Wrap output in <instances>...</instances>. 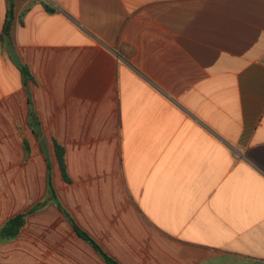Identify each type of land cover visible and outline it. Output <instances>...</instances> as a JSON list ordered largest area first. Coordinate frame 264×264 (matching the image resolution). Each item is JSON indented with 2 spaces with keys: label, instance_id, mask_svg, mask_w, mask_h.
<instances>
[{
  "label": "crops",
  "instance_id": "1",
  "mask_svg": "<svg viewBox=\"0 0 264 264\" xmlns=\"http://www.w3.org/2000/svg\"><path fill=\"white\" fill-rule=\"evenodd\" d=\"M14 10L9 46L0 0V264H264V0Z\"/></svg>",
  "mask_w": 264,
  "mask_h": 264
},
{
  "label": "trees",
  "instance_id": "2",
  "mask_svg": "<svg viewBox=\"0 0 264 264\" xmlns=\"http://www.w3.org/2000/svg\"><path fill=\"white\" fill-rule=\"evenodd\" d=\"M7 1V14H6V20H5V24L3 27V31L1 34V40L5 45H12V28H13V24H14V20H15V10H14V1L15 0H6ZM47 8L50 11H53L49 5H47ZM26 13L23 14L22 18L25 16ZM18 67L20 68L22 75H23V81L24 84L26 85L28 83L29 80H31V74L29 72V69L22 64L17 63ZM57 159L60 165V168L64 174L65 177L66 176V151L65 148L57 145ZM26 223L25 220V215H19L18 217H16L15 219H13L9 224H8V228L7 229V234L12 237L15 236L19 229L24 226ZM77 232L79 233V235H81L83 238L89 239L90 241H93L91 238H89L84 232H82L79 228L76 227ZM108 261L111 262L110 259H108ZM113 264H116L115 262H113Z\"/></svg>",
  "mask_w": 264,
  "mask_h": 264
}]
</instances>
